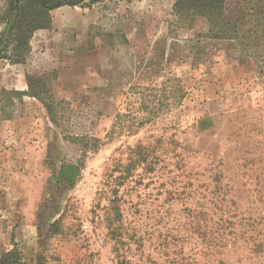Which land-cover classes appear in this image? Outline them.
Masks as SVG:
<instances>
[{
	"label": "rangeland",
	"instance_id": "374dc122",
	"mask_svg": "<svg viewBox=\"0 0 264 264\" xmlns=\"http://www.w3.org/2000/svg\"><path fill=\"white\" fill-rule=\"evenodd\" d=\"M8 3L0 0V16ZM173 4L151 0L144 17L128 9L129 38L118 12L98 70L78 66L62 87L56 70L42 74L55 121L0 80V254L17 246L25 264H117L109 232L118 187L131 264H264V0H227L235 33L221 39ZM168 77L181 79L182 100L177 83L162 92ZM129 162L138 167L119 184ZM62 163L80 166L74 186L58 181Z\"/></svg>",
	"mask_w": 264,
	"mask_h": 264
},
{
	"label": "trees",
	"instance_id": "16d2710c",
	"mask_svg": "<svg viewBox=\"0 0 264 264\" xmlns=\"http://www.w3.org/2000/svg\"><path fill=\"white\" fill-rule=\"evenodd\" d=\"M173 10L176 14L180 16L182 20H185L189 24L195 22L197 17L206 18L210 22V28L208 30V36L211 38L221 39V38H233L235 33V21H232L226 15V2L227 0H173ZM15 2H17L16 8L18 9V14L16 21L13 25L11 35L9 37V43L4 51L0 52V57L6 58L12 64L24 63L26 62L27 56L31 50L30 41L35 33V31L44 28H50L52 24V19L50 11L54 8L63 5H82L87 6L88 3H93V0H9L7 10L0 16V21L2 23L8 24L13 10L15 8ZM233 29H232V28ZM3 35V34H2ZM2 35L0 41L2 39ZM28 90L14 92L19 95H28L34 97L42 102L46 108L48 115L52 121H55L56 103L55 96L52 92V87L47 88V82L45 77L42 75L27 74ZM174 83H177V87L180 91V95L177 98L182 100L185 96V90L181 85L180 78L168 77L163 83V91L169 90L175 87ZM170 89V90H171ZM154 91V90H153ZM51 92V93H50ZM50 93V95H49ZM155 112L154 109H150V113ZM121 116L120 114L117 115ZM117 121L114 122L112 128L107 134L108 138L116 132ZM144 124L139 123L138 125ZM212 125L209 117H204L200 121V125L203 129H207ZM130 130L134 131L131 126L128 127ZM79 136L73 137L74 142H79ZM90 140L93 141L95 148H99L100 143H104L103 139L91 137ZM88 143L83 142V149H86ZM150 154V153H146ZM157 161L152 157L147 163L144 164L146 171H153ZM138 167L137 162H129L127 164H120L118 169L120 170L119 184L124 182L128 176L135 171ZM81 173V168L79 165L74 163H62L60 167L59 182H66L69 186H74L79 175ZM114 196L113 199V217L112 225L110 227V237L115 241L114 251L116 252L117 264H131L129 257L127 256L123 247H125L126 239L128 236L124 227L122 226L123 221V211L120 205L121 197L119 195L118 187H115L112 191ZM191 214L193 211L187 208ZM204 214L200 211L197 216ZM62 216L56 220L54 225V230H59V223L61 222ZM199 220L198 218H194ZM114 222H117L115 225ZM199 230H204L203 236H205V229L202 224L198 225ZM0 264H25L23 258V252L17 247L3 251L0 254Z\"/></svg>",
	"mask_w": 264,
	"mask_h": 264
},
{
	"label": "crops",
	"instance_id": "0c3cea01",
	"mask_svg": "<svg viewBox=\"0 0 264 264\" xmlns=\"http://www.w3.org/2000/svg\"><path fill=\"white\" fill-rule=\"evenodd\" d=\"M150 2L93 0L87 6L63 5L52 9L51 27L35 31L26 62L12 64L8 59H0L1 83L12 90L26 91L27 74L42 75L56 70L58 82L54 85L62 87L65 86L66 74L77 70L78 66H85V70H98V48L105 36L102 33L109 31L117 13L120 12L126 27L132 25L133 21L126 19L125 12L129 9L132 18H135L133 16L138 15L141 8L144 17L145 11L150 10ZM130 28L125 29L127 37L131 34L128 32Z\"/></svg>",
	"mask_w": 264,
	"mask_h": 264
},
{
	"label": "water",
	"instance_id": "95a60500",
	"mask_svg": "<svg viewBox=\"0 0 264 264\" xmlns=\"http://www.w3.org/2000/svg\"><path fill=\"white\" fill-rule=\"evenodd\" d=\"M17 2H15V8L13 10V14L8 22V25L4 31V34L2 36L1 42H0V52L4 51L7 48V45L9 43V37L11 35V31L13 28V25L16 21L17 14H18V9L16 8Z\"/></svg>",
	"mask_w": 264,
	"mask_h": 264
}]
</instances>
